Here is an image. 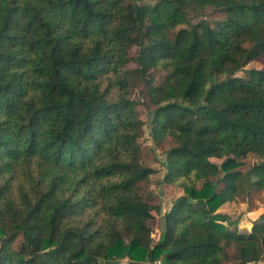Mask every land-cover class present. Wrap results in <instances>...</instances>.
Listing matches in <instances>:
<instances>
[{
    "label": "trees",
    "instance_id": "obj_1",
    "mask_svg": "<svg viewBox=\"0 0 264 264\" xmlns=\"http://www.w3.org/2000/svg\"><path fill=\"white\" fill-rule=\"evenodd\" d=\"M136 81L153 137L177 142L165 180L183 194L157 240ZM252 191L264 0H0V264H259L264 213L250 231L213 217Z\"/></svg>",
    "mask_w": 264,
    "mask_h": 264
},
{
    "label": "rangeland",
    "instance_id": "obj_2",
    "mask_svg": "<svg viewBox=\"0 0 264 264\" xmlns=\"http://www.w3.org/2000/svg\"><path fill=\"white\" fill-rule=\"evenodd\" d=\"M188 17L192 22H197L198 18L192 10L187 11ZM220 16L208 12V18L213 20ZM263 67L261 61L250 62L246 68ZM240 72L239 75H243ZM162 80L161 75L157 77L156 83ZM131 97L135 100V111L137 118L140 119L143 125V135L138 139V145L142 150V161L146 166L156 170L151 175V179L144 187V192L148 194L150 199L155 203L161 204L160 214L155 213L154 218L150 219L149 225L152 229V234L157 240L164 230V214L171 208L172 204L183 194V189L177 184H169L165 177L168 172V151L176 145V141L172 137H167L165 140L157 141L151 133V121L154 106L150 103L147 90L144 84L140 81L134 82L132 85ZM217 163L219 159L213 158ZM247 160L251 165L256 161L255 155H249ZM264 213V192L252 191L250 196L242 195L234 201L223 204L213 217L218 220H225L231 228H237L240 231H250L254 220ZM120 264H129L126 258L121 259ZM250 264H255L250 263ZM259 264H264V258Z\"/></svg>",
    "mask_w": 264,
    "mask_h": 264
}]
</instances>
